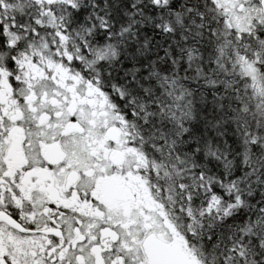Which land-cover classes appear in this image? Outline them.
Returning <instances> with one entry per match:
<instances>
[{
	"label": "snow or ice",
	"instance_id": "snow-or-ice-1",
	"mask_svg": "<svg viewBox=\"0 0 264 264\" xmlns=\"http://www.w3.org/2000/svg\"><path fill=\"white\" fill-rule=\"evenodd\" d=\"M0 264H264V0H0Z\"/></svg>",
	"mask_w": 264,
	"mask_h": 264
}]
</instances>
